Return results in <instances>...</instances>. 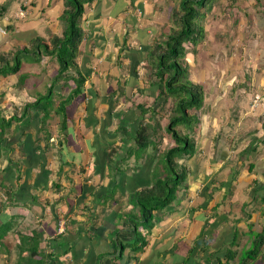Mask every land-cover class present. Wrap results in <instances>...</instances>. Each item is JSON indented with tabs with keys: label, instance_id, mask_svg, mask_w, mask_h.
Returning a JSON list of instances; mask_svg holds the SVG:
<instances>
[{
	"label": "crops",
	"instance_id": "obj_1",
	"mask_svg": "<svg viewBox=\"0 0 264 264\" xmlns=\"http://www.w3.org/2000/svg\"><path fill=\"white\" fill-rule=\"evenodd\" d=\"M167 2L85 4L75 66L55 81V58L35 55L33 46L62 36L64 0H0V56L7 58L0 68H11L10 56L23 52L16 72L0 74V219L14 222L7 240L15 247L21 234L37 230L47 264H241L264 234V72L254 66L242 93L227 97L220 86L203 91L197 122L181 131L194 148L175 160L186 175L173 202L148 222L131 218L139 217L135 196L150 190L163 171L155 167L158 158L174 145L167 105L157 100L155 86L144 85L142 71L151 42L168 23ZM256 55L263 61L264 52ZM77 75L83 89L69 100ZM46 96L54 149L44 152L37 101ZM255 96L259 104L250 110ZM57 110L67 116L61 131ZM142 124L156 131L153 147L125 158ZM245 243L250 247L241 252ZM262 249L248 264H264Z\"/></svg>",
	"mask_w": 264,
	"mask_h": 264
},
{
	"label": "trees",
	"instance_id": "obj_2",
	"mask_svg": "<svg viewBox=\"0 0 264 264\" xmlns=\"http://www.w3.org/2000/svg\"><path fill=\"white\" fill-rule=\"evenodd\" d=\"M92 0H64V11L62 15L63 32L62 36H52L49 43L43 40H38L33 46L34 54L39 51L46 56L54 57L58 65L55 81L60 79L61 75L65 74L69 69L75 66V58L78 52V47L83 39L82 30L79 27L80 18L85 4H89ZM236 0H229L228 8L234 5ZM214 0H175L172 8L167 16L168 31L161 32L160 35L151 42L148 52L145 55L142 65L144 85L155 86L157 88V100L161 105H167L166 117L168 125L166 132L171 136L174 143L173 147L167 149L160 155L155 165L156 168L161 167L163 171L154 176V183L146 195H137L134 202H137L139 209V217L131 215V218L137 220L141 217L143 222L152 220V215L157 210H161L168 206L179 191V185L183 182L186 170L178 171L175 160L177 158L190 157L194 148V141L188 138V135H182L180 131H176L177 127L181 131L191 130L193 124L197 122V117L194 111H199L203 106V88L201 84L193 83L189 80L188 64L185 61V55L188 52L196 53L195 47L202 40L204 28L202 19L207 11H210ZM259 0H256L258 5ZM264 15V11L262 12ZM187 46V47H186ZM21 50H16L10 56L14 61V65L9 68L4 65L0 68V74L5 75L6 71L14 73L20 66ZM40 55V54H39ZM7 58L0 56V64L6 63ZM8 64V62H7ZM74 82V90L70 93L69 100L78 97L83 89L84 79L78 76ZM49 96L40 97L37 105H41V123L42 126L37 132V142L44 143V152L49 149H54L53 143H50L51 134L46 132L49 126V110L44 107V103ZM31 105L24 107V113H27ZM60 114V111H56ZM237 113V112H236ZM62 117L57 120L58 130L65 128L67 116L63 113ZM54 119V117H53ZM59 120V121H58ZM60 127V128H59ZM156 133L154 128L149 124H142L136 133V147L129 152L128 158L133 153L136 159L145 152L150 144L151 137ZM61 141L60 138H58ZM58 141V142H59ZM52 144V145H51ZM109 167L112 166V160H108ZM116 164H113L112 169L116 171ZM118 173V170H117ZM58 185L54 186V188ZM144 196V197H143ZM10 202V201H9ZM135 220H132L133 223ZM0 219V230L5 232V236L9 231V223L14 225L13 221H4ZM136 222V221H135ZM32 235L21 234L17 240H21L16 251L13 254H19L20 260H16L14 264H47L45 261L36 260V250L40 245H37L40 240V234L37 230L31 232ZM0 238V247L3 246ZM252 249L246 252L241 264L254 262L262 252L264 245V234H258L253 240ZM8 251V252H6ZM6 253H10L6 250ZM3 253V252H2ZM235 257V253L231 254ZM253 259V260H252ZM35 263V262H34ZM250 264V263H249Z\"/></svg>",
	"mask_w": 264,
	"mask_h": 264
},
{
	"label": "rangeland",
	"instance_id": "obj_3",
	"mask_svg": "<svg viewBox=\"0 0 264 264\" xmlns=\"http://www.w3.org/2000/svg\"><path fill=\"white\" fill-rule=\"evenodd\" d=\"M167 1L166 17L175 3V0ZM228 4L229 0H214L210 11H207L202 19L204 34L195 47L196 53L188 52L185 55L187 64L191 62L190 65L188 64L189 80L199 81L198 84L202 85L204 92L220 86L218 90L222 94L226 91L227 97L231 94L236 95L238 92L242 93L244 88H249L250 81L246 77L251 75L254 68L260 73L264 72V56L263 61L256 60L258 57L256 54L262 55L264 52V15L262 14L264 0H259L258 5L256 0H236L230 8L227 7ZM168 28L166 23L164 27H160V31L167 32ZM197 113L198 111L195 112ZM232 127H235L234 123ZM179 131L181 133V128ZM149 146L153 147V144L150 142ZM4 234L5 232L0 230V238H4L2 240L4 245L0 247V264H14L16 260L21 259V256L13 254L17 248L11 240L13 238L8 237L7 240V235ZM250 235H252L251 231L247 237ZM18 241L23 243L21 240ZM248 241L246 240V243ZM36 242L38 245L40 240ZM246 243L241 252L250 247L248 244L246 248ZM6 250L10 253H2ZM36 253V260L44 262V251L38 247ZM34 262L33 264L37 263Z\"/></svg>",
	"mask_w": 264,
	"mask_h": 264
},
{
	"label": "built area",
	"instance_id": "obj_4",
	"mask_svg": "<svg viewBox=\"0 0 264 264\" xmlns=\"http://www.w3.org/2000/svg\"><path fill=\"white\" fill-rule=\"evenodd\" d=\"M19 16L23 17L24 13L22 11H19ZM259 104V97L256 96L253 98L251 105H250V110H254L257 108ZM65 230V221L63 220V218L61 216L58 217V223H57V232L59 234H62Z\"/></svg>",
	"mask_w": 264,
	"mask_h": 264
},
{
	"label": "clouds",
	"instance_id": "obj_5",
	"mask_svg": "<svg viewBox=\"0 0 264 264\" xmlns=\"http://www.w3.org/2000/svg\"><path fill=\"white\" fill-rule=\"evenodd\" d=\"M65 230H66V226H65ZM65 230H64V232H65ZM64 232H63V233H64Z\"/></svg>",
	"mask_w": 264,
	"mask_h": 264
}]
</instances>
